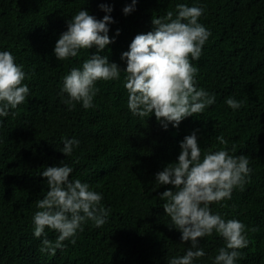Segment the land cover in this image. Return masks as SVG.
I'll list each match as a JSON object with an SVG mask.
<instances>
[{"label":"trees","instance_id":"trees-1","mask_svg":"<svg viewBox=\"0 0 264 264\" xmlns=\"http://www.w3.org/2000/svg\"><path fill=\"white\" fill-rule=\"evenodd\" d=\"M0 0V51H9L23 66L29 94L7 117H0V264H169L183 256L190 243L164 212L160 194L171 185L155 182L156 173L177 161L185 136L197 134L201 153L225 150L246 155L250 174L236 186L230 199L213 203V214L245 225L247 247L238 249L234 264H264V0ZM104 4L112 8L105 12ZM203 9L199 17L211 35L205 42L195 80L198 89L215 96L202 114L170 123L167 129L149 117L134 116L127 107L123 52L137 34L153 30L152 18L176 15V6ZM87 10L97 20L109 15V37L101 55L122 69L120 78L97 81L92 107L66 104L63 78L97 53L79 49L76 57L58 60L54 48L67 21ZM119 29L120 34L116 32ZM241 102L233 109L227 98ZM223 136L227 144H220ZM75 139L70 156L61 149ZM73 171L70 180L87 183L102 195L110 210L103 226L89 220L63 248L41 251L46 238L59 233L45 228L34 236L37 201L49 190L45 167ZM256 231L252 232L251 229ZM75 240V243L72 242ZM225 241L215 231L199 240L205 255L193 264H213Z\"/></svg>","mask_w":264,"mask_h":264},{"label":"clouds","instance_id":"clouds-1","mask_svg":"<svg viewBox=\"0 0 264 264\" xmlns=\"http://www.w3.org/2000/svg\"><path fill=\"white\" fill-rule=\"evenodd\" d=\"M137 0L123 9L124 14L135 10ZM105 12L112 8L101 4ZM203 14L200 7L186 4L176 6V15L168 11L165 17L152 18L153 30L137 34L129 50L121 55L126 61L124 87L127 90V107L134 116L149 117L153 113L164 129L171 123L178 127L182 120L194 114H202L206 107L215 103V96L196 87L198 71L193 60H199L202 48L211 35L201 23ZM114 21L109 15L97 20L87 10H80L67 21V31L57 40L54 54L58 60L76 57L79 49L96 47L82 69L73 68L63 78L61 94H67L66 104L81 102L85 109L92 107L98 89L97 81L120 78L121 68L109 62L108 56L101 55L105 47L114 42L109 27ZM119 29L116 32L118 36ZM25 72L22 65L15 63L9 51H0V117H7L25 101L29 88L23 84ZM229 107L237 109L241 102L229 97ZM151 114V115H150ZM220 144H227L223 136L217 137ZM75 139L65 140L62 153L70 156ZM249 159L246 155L233 156L221 149L201 153L197 134L185 136L180 143L176 162L169 163L155 176L159 185H171L172 189L160 194L164 212L170 217L174 228L181 233V242L190 243L183 256L172 258L169 264H193L194 259L205 255L198 247L199 240L215 231L225 241L218 249L213 264H234L239 256L238 249L247 247L245 225L235 219L225 220L213 214L209 207L231 198L232 190L245 182L250 174ZM73 169L61 162V166L45 167L42 176L46 178L48 191L37 201L33 217L34 236L39 238L45 228L59 233L53 243L42 241L41 251L63 248V242L75 236L81 225L91 220L96 227L106 223L110 210L101 205L102 195L90 190L87 183L70 180ZM252 232L256 229L252 228ZM75 243V240H72Z\"/></svg>","mask_w":264,"mask_h":264}]
</instances>
